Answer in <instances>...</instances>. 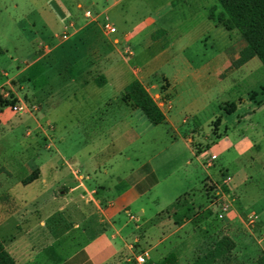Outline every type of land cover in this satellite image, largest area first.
<instances>
[{
    "label": "rangeland",
    "instance_id": "rangeland-1",
    "mask_svg": "<svg viewBox=\"0 0 264 264\" xmlns=\"http://www.w3.org/2000/svg\"><path fill=\"white\" fill-rule=\"evenodd\" d=\"M46 1L0 0V181L11 184L16 199L0 195V221L12 216L2 229L7 239L16 235L15 227L26 234L31 230L33 219L28 214H36L29 198L42 195V187L37 182L29 184L38 177L35 164L44 161L40 157L45 158L52 151L48 138L54 136L56 146L82 167V170L72 167L77 177L86 173L93 177V166L99 168L98 178L105 180L113 174L107 168L109 171L104 174L102 169L103 165L112 164L111 158L96 156L110 140L91 144L92 140L86 137L96 117L84 119L85 114L73 107L82 99V93L69 88L68 92H56L50 99L56 89L52 82L55 73L46 69L47 60L22 71L24 61L36 51V39L61 32L62 16L57 12L55 21L49 20L47 26L41 24L36 8ZM59 1L71 8L68 10L71 19L88 23L92 29H100L104 20L116 27L118 32L110 36L111 43L128 35L125 41L129 44L117 43L119 54L111 76L112 85L101 92H87V98L110 99L127 83L138 81L162 112L169 115L168 101L173 95L176 102L173 112L181 123L179 132L190 140L201 167L180 140L171 142L174 134L167 126H152L140 111L128 121L138 138L128 136L120 140L118 147L124 152L112 159L113 163L118 161L115 172L118 176L125 175L136 164L134 159L152 160L160 184L143 200L147 216L165 209L170 197L178 198L186 189L194 192L182 199L199 197L194 206H186L188 212L180 211L178 223L184 219L191 223L177 237L184 238L193 232L202 243L191 259L190 253L197 242H187L181 263L256 264L264 256V68L253 59L238 70L225 72L244 42L236 31L224 30L220 23L222 11L216 1L77 0L81 8L73 0ZM88 11L97 20L86 18L84 14ZM148 19L157 26L146 30L144 23ZM157 27L167 31L163 42L168 46L164 54H161L164 46L150 40ZM144 42L155 54H139ZM94 47L87 42L69 52L63 49L59 54L70 56L55 71L66 62L90 53ZM97 53L87 58L93 69L81 79L83 82L95 84L96 80L104 79L100 69L94 66L106 54ZM68 79L63 74L55 84L68 83L71 81ZM5 81L8 84L2 85ZM231 104L236 111L226 115L224 108ZM48 115L55 118V130ZM68 162L74 164L73 160ZM201 168L209 171L207 177ZM48 176H44L47 182ZM227 179L229 182L225 184ZM181 201L178 200L179 205ZM221 204L228 207L225 214L220 211ZM223 237L234 242L232 251L221 245ZM138 252L136 249L135 253ZM135 257L127 256L121 264H136Z\"/></svg>",
    "mask_w": 264,
    "mask_h": 264
},
{
    "label": "crops",
    "instance_id": "crops-1",
    "mask_svg": "<svg viewBox=\"0 0 264 264\" xmlns=\"http://www.w3.org/2000/svg\"><path fill=\"white\" fill-rule=\"evenodd\" d=\"M76 1L73 0V3L75 4ZM189 1L194 3L198 0ZM76 7L81 8L79 2L76 3ZM36 9L40 12L39 18L43 26H47L49 20L55 21V12L59 13L62 16L59 20L61 32L45 38H37L36 51L24 61L25 68L22 71L47 60L46 69H51L56 76L52 77L53 87L56 89L50 99H53L58 91L68 92L71 89L82 93V99L76 102L73 107L78 109L80 114H85L84 119L96 117L95 123L91 124L92 128L86 137L92 140L91 144L101 139L110 140L108 146L98 149L96 156H102L105 159L111 158L109 160H112V164L103 165L102 169H104V174L109 170L113 174L104 180L96 176L99 171L98 167L91 168L89 166L93 177L87 173L84 177L82 175L77 177L72 167L78 166L81 170L82 167L56 146L54 136L48 138L52 151L47 152V157H40V160L44 159V161L35 164L34 171L37 172L38 177L29 184L37 182L42 187V195L29 198L34 208L33 213L36 214H28L33 219L31 230L29 234H26L25 231L15 227L16 235L9 236L7 239V237H3L2 229L5 223L12 219V216L5 217L4 221H0V240L6 251L13 258L15 264H121L127 256L135 257L143 252L148 253L146 264H161L170 255L174 256V264H182L181 261L185 256L183 247L187 242L196 240L197 243L190 253L192 259L194 250L199 247L202 241L193 232L184 238H178L177 235L191 223L190 220L184 219V222L179 224L178 220L180 211L187 210L186 206H194L195 202L199 200L198 196L182 199L194 191L186 189L187 191L178 198L170 197L165 209L154 216H147L143 200L160 184V178L152 160L150 158L134 159L136 164L128 168L125 175L118 176L115 173L118 161L113 163L112 158L116 155L122 156L124 152L118 147L119 141L128 136L138 138V135L133 131L134 128L128 125V121L140 110L131 108L121 99L124 88L130 82L116 91L110 99L92 101L86 97V93L89 91L101 92L103 88L112 85L111 76L116 70L114 66L116 54H119L117 43L129 44L128 41H125L128 35L115 39V44L111 43L110 36H114L118 32L116 27V33L107 36L99 28L92 29L88 23L77 22L70 18L68 10L71 8L68 9L59 0L58 2L47 0L44 4L38 5ZM155 25L157 26L154 20L148 19L144 23V28L147 30ZM156 29L153 34L159 30L165 31V35L153 41L157 42L159 46H164L161 53L164 54L168 46L163 42L167 31L161 27ZM63 34L66 35V39L62 38ZM153 34L150 35V40ZM87 42H91L95 46L90 53L66 62L63 67L60 69L58 67L55 71L56 66L60 62L64 63V60L70 56V54H59L60 51L65 49L69 52L73 47L83 46ZM149 49L150 46L144 42V49L139 54H155ZM97 51H99L97 54H106L101 56L99 62L94 66V69H100V75L104 78L105 83L101 86L82 81L93 69L88 65L87 58ZM0 52H2L1 49ZM129 52L131 53V51ZM219 73L220 71L217 72V75ZM63 74L71 81L60 85L55 84ZM7 84L8 81H5L2 85ZM154 101L158 105L155 99ZM168 103L170 105L169 115L162 113L166 119V123L163 125L167 126L174 134L171 142L180 140L189 156L194 158L200 166L199 158L193 151L190 140L179 132L181 123L175 119L173 111L176 109V102L173 95ZM84 108L89 109L85 111ZM68 112L72 113L73 111L69 110ZM47 118L54 124L55 130V118L52 119L50 115ZM84 136H86V132ZM90 154L91 152L88 153V155ZM40 155L42 154L40 153ZM68 160H73L74 164L69 163ZM126 161L129 162V158ZM59 164L62 167L59 168ZM201 169L207 177L209 171ZM46 174L49 175L48 182L44 179ZM19 185L29 186L22 185V183ZM56 191L58 192L56 193ZM14 193L15 190L12 189L11 184L0 181V195H8L16 201ZM180 199L182 201L179 205L178 200ZM162 212H164V216L160 217ZM228 223L230 222L227 221ZM135 248L139 250L138 253H135Z\"/></svg>",
    "mask_w": 264,
    "mask_h": 264
},
{
    "label": "trees",
    "instance_id": "trees-1",
    "mask_svg": "<svg viewBox=\"0 0 264 264\" xmlns=\"http://www.w3.org/2000/svg\"><path fill=\"white\" fill-rule=\"evenodd\" d=\"M215 1L222 11L220 23L224 30L227 32L236 31L245 42V46L238 52L237 58L230 63L226 72L238 70L254 58L264 68V0ZM163 35H165V31L159 30L151 36V40L155 41ZM104 83V79L95 82L98 86ZM121 99L131 108L140 110L152 126H160L165 123L164 114L138 81H132L124 88ZM235 111L233 104L224 108L226 115H231ZM220 243L227 251L234 249V242L228 237H223ZM173 262L174 256L170 255L161 264H172ZM0 264H15L1 240ZM256 264H264V256L258 258Z\"/></svg>",
    "mask_w": 264,
    "mask_h": 264
},
{
    "label": "built area",
    "instance_id": "built-area-1",
    "mask_svg": "<svg viewBox=\"0 0 264 264\" xmlns=\"http://www.w3.org/2000/svg\"><path fill=\"white\" fill-rule=\"evenodd\" d=\"M85 17L88 19H92L93 21L97 20V18L93 17V15L88 11L85 12ZM100 29L102 30V32H104L107 36L113 35L116 33V29L114 26H112L109 22H107L106 20L102 21L100 23ZM63 39H66V35L63 34L62 35ZM128 54H131L129 51L127 52ZM211 159H215V156H212ZM229 179H227L226 182H224L225 184H228ZM220 211L222 213H226L228 211V207L226 206V204H221L220 205ZM147 259H148V253L147 252H143L140 255L135 257V262L136 264H146L147 263Z\"/></svg>",
    "mask_w": 264,
    "mask_h": 264
}]
</instances>
